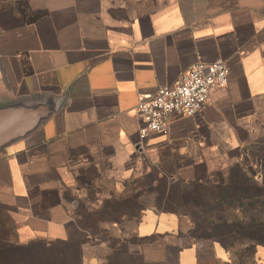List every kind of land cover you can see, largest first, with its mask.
Listing matches in <instances>:
<instances>
[{
  "label": "crops",
  "instance_id": "1",
  "mask_svg": "<svg viewBox=\"0 0 264 264\" xmlns=\"http://www.w3.org/2000/svg\"><path fill=\"white\" fill-rule=\"evenodd\" d=\"M217 59L229 80L202 114L139 146V100ZM0 113L18 134L0 148V215L13 227L0 264H96L109 249L100 234L154 236L139 244L144 261L232 264L214 241L182 243L192 222L179 210L122 208L136 177L168 189L260 161L264 0H0Z\"/></svg>",
  "mask_w": 264,
  "mask_h": 264
},
{
  "label": "trees",
  "instance_id": "2",
  "mask_svg": "<svg viewBox=\"0 0 264 264\" xmlns=\"http://www.w3.org/2000/svg\"><path fill=\"white\" fill-rule=\"evenodd\" d=\"M260 157L259 180L243 164H234L229 167L227 179L219 175L215 182H188L180 187V183L166 189L164 182L161 185V196L166 197L172 204L184 205L181 209H168L180 211L188 215L192 227L188 235L196 237L197 230L202 231L211 241L218 243L226 250H231L238 264H254L257 246H264V148L257 149ZM126 200V199H125ZM126 203L122 212L132 216L133 210L138 206L137 200ZM129 209L130 211L128 212ZM4 221V222H3ZM5 220L0 218V237L3 242L0 248L4 249V242H8L5 235ZM195 233V235L193 234ZM197 234V235H196ZM201 236V235H199ZM101 239L109 243L111 249L119 250L121 242L107 234ZM135 243L141 244L155 239L154 236L136 237ZM126 240V241H125ZM121 241V242H120ZM4 243V244H3ZM141 261L137 264H165L156 261Z\"/></svg>",
  "mask_w": 264,
  "mask_h": 264
},
{
  "label": "built area",
  "instance_id": "3",
  "mask_svg": "<svg viewBox=\"0 0 264 264\" xmlns=\"http://www.w3.org/2000/svg\"><path fill=\"white\" fill-rule=\"evenodd\" d=\"M229 73L224 60L196 61L174 83L159 86L139 100L138 145L142 146L151 134H165L174 118L202 114L212 90L227 84Z\"/></svg>",
  "mask_w": 264,
  "mask_h": 264
},
{
  "label": "rangeland",
  "instance_id": "4",
  "mask_svg": "<svg viewBox=\"0 0 264 264\" xmlns=\"http://www.w3.org/2000/svg\"><path fill=\"white\" fill-rule=\"evenodd\" d=\"M243 162L245 166L249 169L251 174L254 175L257 180H259L260 178H259L258 172L260 173V161L258 162V158L254 155H250L248 157H243ZM221 167H223V165L217 166L215 168H211V170H213L214 172L215 170L218 169V171L222 172L223 170H225V168L223 169ZM158 177L159 179H157V181L153 185L152 183L148 184L150 176H148L146 179H143L142 177L141 178L136 177L135 179L129 182L130 187L134 189L136 194H138V197L136 199L138 206L141 205L142 207L143 206L149 207L150 205L151 206L155 205L156 208H161V209H181L183 210L185 208L184 205H179L180 203L172 204L173 202H170V201L168 202L166 197L163 198L160 195L161 194L160 188H161L162 182H161L160 176ZM207 183H211V182H207ZM0 218L4 219V216L0 215ZM5 225L6 226L8 225L7 228H8L9 236L11 239V236L13 233V227H11L8 222ZM190 227H192V225ZM196 233H198V235L196 234L197 236L192 237L193 239L191 240L183 238L182 243H189L190 241H193L195 243L201 244L207 240H210L209 238L206 237L205 234L202 233V231L197 230ZM193 234L195 235V233ZM126 240H125L126 242L120 241L121 242L120 245H115V247L119 246V250L115 252L114 250L118 247H116L115 249H111L109 247V243H107L109 247L107 253H105V256H101L100 260H98L96 264H137V262H140L141 259L139 256L141 255L139 254V251H138L139 244L135 243L136 240L132 236H130L129 238H126ZM233 254L232 256L234 259H233L232 264H236L234 263L236 256L235 254L234 255ZM171 257H172V254H171ZM170 262H174L173 259ZM254 264H264V246H257L256 252H255V258H254Z\"/></svg>",
  "mask_w": 264,
  "mask_h": 264
},
{
  "label": "water",
  "instance_id": "5",
  "mask_svg": "<svg viewBox=\"0 0 264 264\" xmlns=\"http://www.w3.org/2000/svg\"><path fill=\"white\" fill-rule=\"evenodd\" d=\"M16 126L7 115L0 113V148L17 136Z\"/></svg>",
  "mask_w": 264,
  "mask_h": 264
}]
</instances>
